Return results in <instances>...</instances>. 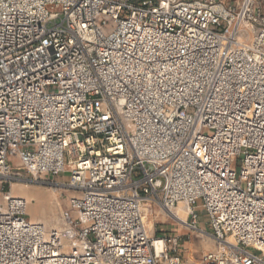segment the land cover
<instances>
[{
  "label": "built area",
  "instance_id": "built-area-1",
  "mask_svg": "<svg viewBox=\"0 0 264 264\" xmlns=\"http://www.w3.org/2000/svg\"><path fill=\"white\" fill-rule=\"evenodd\" d=\"M22 172L77 220H28ZM149 209L264 264V0H0V264H194Z\"/></svg>",
  "mask_w": 264,
  "mask_h": 264
},
{
  "label": "rangeland",
  "instance_id": "rangeland-1",
  "mask_svg": "<svg viewBox=\"0 0 264 264\" xmlns=\"http://www.w3.org/2000/svg\"><path fill=\"white\" fill-rule=\"evenodd\" d=\"M237 0H227L228 4H234ZM115 25L112 21L104 27L103 31L109 34L113 31ZM13 167L18 166L19 161L16 159L11 161ZM24 181L19 184H26L28 187L23 189L22 186L13 187L12 192L14 197L22 198L27 201V219L44 225L48 230L53 228H64L63 214L68 212L74 220H77L75 213H72L70 199L75 193L67 186L68 176L59 177H37L30 179L22 172ZM15 184V185H16ZM14 185V186H15ZM186 210V209H185ZM199 212V226L209 230L207 226V217L204 210ZM154 210V215H155ZM157 217V218H156ZM154 216V226L152 235L155 237H163L170 234L179 237L181 240L180 255L185 263L199 264L204 255L215 250L213 239L208 236H202L184 228L180 223L169 218L163 221V214Z\"/></svg>",
  "mask_w": 264,
  "mask_h": 264
},
{
  "label": "bare ground",
  "instance_id": "bare-ground-1",
  "mask_svg": "<svg viewBox=\"0 0 264 264\" xmlns=\"http://www.w3.org/2000/svg\"><path fill=\"white\" fill-rule=\"evenodd\" d=\"M14 185H15V184H14ZM14 185H13V187H16V186H22L23 189H26V187H28L26 184H19V185L16 184L15 186H14ZM12 195L14 196L15 193H14V194L12 193ZM15 196H16V195H15ZM172 213H173V216H174V217L176 216V217H178L180 220L185 221L186 218H187V210H185V208L183 207V205H179L176 209L172 210ZM156 214H157V216H158V214H159V216H160V214H163V213L157 211ZM156 214L154 215V213L152 212L151 209L148 210V216H147V218H146V220H145V223H146L147 228H148L150 231L153 230V226H154V221H153V220H154V216L156 217ZM163 215H164V218H162V220H163V221H167V220L169 219V217H168L167 215H165V214H163ZM170 216H171V215H170ZM173 216H171V219L173 218L174 221L179 222L180 224H182V222H181L180 220L178 221V220L175 219ZM156 218H157V217H156ZM161 245H162V243H161V241H159V242H158V247L160 248Z\"/></svg>",
  "mask_w": 264,
  "mask_h": 264
},
{
  "label": "crops",
  "instance_id": "crops-1",
  "mask_svg": "<svg viewBox=\"0 0 264 264\" xmlns=\"http://www.w3.org/2000/svg\"><path fill=\"white\" fill-rule=\"evenodd\" d=\"M217 3L228 4L227 0H215Z\"/></svg>",
  "mask_w": 264,
  "mask_h": 264
}]
</instances>
